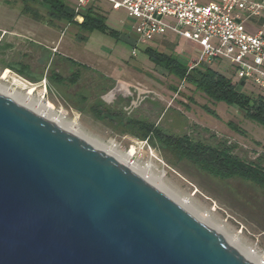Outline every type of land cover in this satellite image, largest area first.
Here are the masks:
<instances>
[{"label":"rangeland","instance_id":"1","mask_svg":"<svg viewBox=\"0 0 264 264\" xmlns=\"http://www.w3.org/2000/svg\"><path fill=\"white\" fill-rule=\"evenodd\" d=\"M63 1L71 9L79 7V0ZM199 1L205 4L211 0ZM90 6L120 35L89 32L53 20L48 8L41 4L0 0V77L10 71L3 85L41 98L94 138L104 143L113 141L126 153L133 150L134 161L151 166L162 186L236 236L244 247L264 257V191L240 180L217 179L159 145L155 148L145 144L116 119L102 117L91 107L105 97L101 93L103 88L121 87L123 83L116 79L134 82V86L128 87L131 91L125 85L121 88L127 95L117 94L113 100L112 108L114 113L121 114L120 118L126 117L123 113L131 106L134 118L147 117L168 134L187 135L195 142L225 144L233 148V155L249 163H257L264 156V127L246 118L236 107L212 100L194 85L152 63L144 52L146 48L171 53L154 43H137L138 23L124 9L113 10L111 4L98 1L79 11ZM75 22L82 23L83 16L78 15ZM174 46L170 51L187 66L197 46L185 39H176ZM67 58L88 67L80 68L76 84H58L53 78V74H59L67 79L79 69ZM110 63L121 67L122 77L105 80L104 72ZM24 66L28 67L25 75L16 71ZM209 67L232 76L226 63L216 62ZM243 92L264 96V92L252 87H245ZM128 95L141 103L133 105Z\"/></svg>","mask_w":264,"mask_h":264},{"label":"water","instance_id":"2","mask_svg":"<svg viewBox=\"0 0 264 264\" xmlns=\"http://www.w3.org/2000/svg\"><path fill=\"white\" fill-rule=\"evenodd\" d=\"M0 264L253 262L134 170L0 93Z\"/></svg>","mask_w":264,"mask_h":264},{"label":"built area","instance_id":"3","mask_svg":"<svg viewBox=\"0 0 264 264\" xmlns=\"http://www.w3.org/2000/svg\"><path fill=\"white\" fill-rule=\"evenodd\" d=\"M94 1L107 2L113 10L124 9L138 23L137 43L168 36L194 43L197 47L187 64L189 71L226 63L242 90L252 87L264 92V0H211L205 4L199 0H79L76 10Z\"/></svg>","mask_w":264,"mask_h":264},{"label":"trees","instance_id":"4","mask_svg":"<svg viewBox=\"0 0 264 264\" xmlns=\"http://www.w3.org/2000/svg\"><path fill=\"white\" fill-rule=\"evenodd\" d=\"M21 1L44 5L48 8L50 17L53 20L74 24L89 32L97 30L113 36L120 35V33L107 26L106 18L92 6L80 12L69 8L63 0ZM78 15L83 16V22L80 24L75 22ZM144 52L157 67L162 68L184 83L194 85L212 100L236 107L246 118L264 127L263 96L243 92L242 84L209 66H200L189 71L188 67L172 53H162L153 48H146ZM67 61L79 69L74 71L67 79L59 74H53V78L58 84L66 82L76 84L80 79V68L86 69V66L70 58H67ZM27 68L24 66V68L16 69V71L25 75ZM138 129L142 134L141 136L135 134L136 137L147 141L155 148L159 145L179 158L191 161L202 171L217 179L222 181L240 180L251 183L257 189L264 191V156L259 158L257 163H249L233 155V148L225 144L213 146L203 142H195L187 135L168 134L161 127L147 122L139 123Z\"/></svg>","mask_w":264,"mask_h":264},{"label":"bare ground","instance_id":"5","mask_svg":"<svg viewBox=\"0 0 264 264\" xmlns=\"http://www.w3.org/2000/svg\"><path fill=\"white\" fill-rule=\"evenodd\" d=\"M9 73L10 71L7 70L3 75V77L0 78V81L5 80L8 77ZM0 93H3L11 97L20 104L26 106L27 108L40 114L46 119L54 122L55 124L62 126L64 129L78 135L80 138L86 140L87 142L93 144L98 149L106 152L110 156L114 157L116 160L122 162L123 164L134 170L138 175H140L145 180H147L149 183L153 184L155 187L159 188L162 192H164L169 197L174 199L186 210L194 214L199 220L208 224L210 227L214 228L216 231L221 233L232 246L237 248L244 256H246L250 261H252L253 264H264V259L261 256H259L257 253L244 247L236 238V236H233L228 232H226L222 226L212 221V219L209 218L208 216L205 218L197 209L191 206V204L188 201H186L185 199H181L174 192L162 186L161 178L157 177L153 173V171L151 170V166L141 165L139 162L138 163L135 162V164L131 166L129 162L134 154L133 150L126 153L119 150V148L113 141H110L109 143H104L103 141L94 138L90 134L86 133L83 129H81V127L78 125L76 121L69 120L67 116L64 115L63 113L53 110L51 106L46 104L41 98H34L25 95L21 92H16V90L15 91L11 90L10 88L3 85L1 82H0Z\"/></svg>","mask_w":264,"mask_h":264},{"label":"flooded vegetation","instance_id":"6","mask_svg":"<svg viewBox=\"0 0 264 264\" xmlns=\"http://www.w3.org/2000/svg\"><path fill=\"white\" fill-rule=\"evenodd\" d=\"M122 87L123 86H121L120 88H117L116 90H113L112 86L103 88L104 90H102L101 93H104L105 97L102 100H99V102L97 104H94V106H92L91 108H95L96 113H99L102 117H106L111 120L116 119L119 125L126 126L129 129V131L136 134L137 136H141L142 133L138 129L139 123L141 122H147L150 124H154V123H152L147 117L139 116V117L134 118V111H132L131 106L125 109V113L123 114H125L126 117L121 116L122 118L118 116L121 114L117 112L114 113V108H112L113 100L114 98L117 97V94L127 95L126 93L121 92ZM82 98L88 101V98H86V96H82ZM103 102L105 104H103Z\"/></svg>","mask_w":264,"mask_h":264},{"label":"crops","instance_id":"7","mask_svg":"<svg viewBox=\"0 0 264 264\" xmlns=\"http://www.w3.org/2000/svg\"><path fill=\"white\" fill-rule=\"evenodd\" d=\"M94 2H98V1H94ZM104 2V1H103ZM93 3V2H92ZM107 3V2H106ZM128 14V13H127ZM175 40L172 36H168L167 38L163 39V40H157L155 42H151V43H154V44H157L158 46H164L165 48L168 49V52L172 53L170 50H173L174 49V45H175ZM135 45V44H134ZM154 49V48H153ZM180 60V59H179ZM181 61V60H180ZM182 62V61H181ZM81 64V63H80ZM84 66H86L85 64H82ZM87 67V66H86ZM88 68V67H87ZM121 69V67H118L116 65H113L110 63V66L109 67H106V70L104 72V75L106 76L105 80H109V81H113L114 79L116 78H120V76L122 77V75L124 74L123 72H119V70ZM74 72V71H73ZM72 72V73H73ZM114 74V76H112ZM116 76V78H114ZM111 78H114L113 80ZM115 81L117 82H121L123 83L121 86L125 87V88H128V87H131V86H134V82L133 83H127L126 81L123 82L124 80L121 78L120 80L119 79H116ZM133 88V87H132ZM130 91V90H129Z\"/></svg>","mask_w":264,"mask_h":264}]
</instances>
